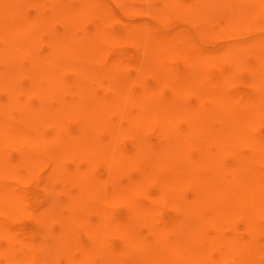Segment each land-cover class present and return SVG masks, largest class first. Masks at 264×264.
I'll return each mask as SVG.
<instances>
[{
    "label": "bare ground",
    "instance_id": "obj_1",
    "mask_svg": "<svg viewBox=\"0 0 264 264\" xmlns=\"http://www.w3.org/2000/svg\"><path fill=\"white\" fill-rule=\"evenodd\" d=\"M114 1L0 0V264H264V0Z\"/></svg>",
    "mask_w": 264,
    "mask_h": 264
},
{
    "label": "rangeland",
    "instance_id": "obj_2",
    "mask_svg": "<svg viewBox=\"0 0 264 264\" xmlns=\"http://www.w3.org/2000/svg\"><path fill=\"white\" fill-rule=\"evenodd\" d=\"M99 2H102L103 4H104V6L108 9V11H109V13L110 14H112L114 17H115V20H114V22H113V25L114 26H116V28H122L124 25H126V24H129V23H131V24H136V23H138V24H140V23H142L143 21H147V20H149L148 19V15H147V13H145V12H143V11H141L140 10V7L138 6V5H136L135 3H138V2H134V4H132V3H130V4H132V5H130V7H131V9H133V8H135L134 6L136 5V7L139 9H134L133 11L131 10H128V11H126V8H124V6L123 5H121V4H118V3H116L114 0H98ZM134 5V6H133ZM147 15V16H146ZM150 17V16H149ZM174 21L175 20H170V21H168V23H167V25H172V24H174ZM178 21V20H177ZM121 22H123V23H121ZM127 22V23H126ZM93 24V22H90V21H88L87 23H86V26H91ZM124 24V25H123ZM137 24V25H138ZM120 26V27H119ZM261 30H264V29H261ZM223 39L222 38H218L217 40H214V43H216V44H219V43H223ZM42 46L44 47L45 46V44L44 43H42ZM71 74V71H66V73L64 74L65 76H69ZM242 74H243V76H245L246 74H245V72L244 71H242ZM150 79V78H149ZM149 82V81H148ZM150 82H152V81H150ZM69 84V86L70 87H72L73 86V84H71V83H68ZM233 87H235V88H237V89H242V88H244V83H242V81H236L235 83H233V85H232ZM133 87H135V88H137V87H140L139 85H138V83H134L133 84ZM219 87V86H218ZM0 94L1 95H3L4 94V91L3 90H0ZM65 96H67V94L65 95ZM260 126V128H264V124H262V125H259ZM45 130L47 131V132H49L50 130H51V127H49V126H46L45 127ZM231 161V159H230V157H227L226 158V162H230ZM260 169H262V170H264V163H262L261 165H260ZM43 185H37V189L38 190H43ZM151 188L153 189V188H155V186H154V184H152L151 185ZM122 209V207H116V208H114V213L115 212H118V211H120ZM168 212H171V210L170 209H166V210H164V213H168ZM29 223V224H28ZM32 223H33V221H30V220H25V221H23V225L24 226H26V227H30V226H32ZM240 226V225H239ZM25 227V228H26ZM28 229V228H27ZM240 230H241V226H240ZM233 234V232H232V229L229 227V226H223L222 227V229H221V235L224 237V238H228V237H230L231 235ZM230 262V260L229 259H227L226 261H225V263H229Z\"/></svg>",
    "mask_w": 264,
    "mask_h": 264
}]
</instances>
